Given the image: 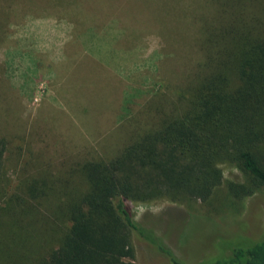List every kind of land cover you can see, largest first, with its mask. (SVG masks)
Listing matches in <instances>:
<instances>
[{
    "label": "rangeland",
    "instance_id": "rangeland-1",
    "mask_svg": "<svg viewBox=\"0 0 264 264\" xmlns=\"http://www.w3.org/2000/svg\"><path fill=\"white\" fill-rule=\"evenodd\" d=\"M223 3L0 0V136L7 142L0 206L14 194L28 198L21 189L30 178L64 177V167L70 187L78 181L72 167L114 157L137 130L149 128L194 77L203 31L233 14ZM237 7L249 11L246 3ZM66 25L72 26L71 38L49 42L51 32L65 35ZM73 47L79 51L71 53ZM221 167L224 184L214 206L196 200L130 202L137 220L188 264L264 241V186L234 198L227 183L246 181L244 173L229 163ZM135 246L131 264H171L150 241L136 238Z\"/></svg>",
    "mask_w": 264,
    "mask_h": 264
},
{
    "label": "trees",
    "instance_id": "trees-1",
    "mask_svg": "<svg viewBox=\"0 0 264 264\" xmlns=\"http://www.w3.org/2000/svg\"><path fill=\"white\" fill-rule=\"evenodd\" d=\"M227 3L233 14L197 44L194 77L149 128H137L114 157L72 167L78 181L70 187L64 167L55 182L42 176L23 184L29 199L14 194L0 206V264H131L136 238L157 245L171 264H188L137 220L130 202L214 206L222 163L244 173L246 181L227 183L234 198L264 186V0H224L223 9ZM6 150L0 136V184ZM202 264H264V241Z\"/></svg>",
    "mask_w": 264,
    "mask_h": 264
},
{
    "label": "crops",
    "instance_id": "crops-1",
    "mask_svg": "<svg viewBox=\"0 0 264 264\" xmlns=\"http://www.w3.org/2000/svg\"><path fill=\"white\" fill-rule=\"evenodd\" d=\"M71 28H72V26H68V25H66V27H64V29H65V31H64L65 35H63V36L58 35L57 37H55L54 34H53V37H52V32H51L50 35H48V37H47L48 40H49V42H51V41L53 40V41H52V43H53L54 40H55V41L58 42V43H65V41H67V39L70 37V35H68V34H69ZM59 36H60L61 38L58 39ZM70 38H71V37H70ZM60 49H61V48H59V50H60ZM61 50H62V49H61ZM61 50L58 51L57 54H61ZM69 50H70L71 53H74L75 51L78 52V51H79V48H78V47H76V48L73 47V49H69ZM89 51H94V53H96V51L93 50V49H90Z\"/></svg>",
    "mask_w": 264,
    "mask_h": 264
}]
</instances>
